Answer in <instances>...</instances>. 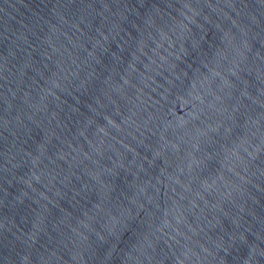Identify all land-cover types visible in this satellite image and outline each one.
<instances>
[{"label": "water", "instance_id": "1", "mask_svg": "<svg viewBox=\"0 0 264 264\" xmlns=\"http://www.w3.org/2000/svg\"><path fill=\"white\" fill-rule=\"evenodd\" d=\"M0 264H264V0H0Z\"/></svg>", "mask_w": 264, "mask_h": 264}]
</instances>
